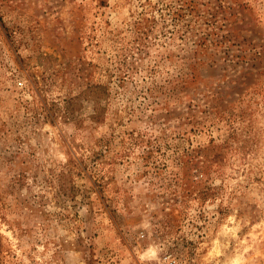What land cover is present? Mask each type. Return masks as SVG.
<instances>
[{
    "label": "rangeland",
    "instance_id": "obj_1",
    "mask_svg": "<svg viewBox=\"0 0 264 264\" xmlns=\"http://www.w3.org/2000/svg\"><path fill=\"white\" fill-rule=\"evenodd\" d=\"M264 264V0H0V264Z\"/></svg>",
    "mask_w": 264,
    "mask_h": 264
},
{
    "label": "built area",
    "instance_id": "obj_2",
    "mask_svg": "<svg viewBox=\"0 0 264 264\" xmlns=\"http://www.w3.org/2000/svg\"><path fill=\"white\" fill-rule=\"evenodd\" d=\"M160 264H181V262L172 253L163 252L160 256Z\"/></svg>",
    "mask_w": 264,
    "mask_h": 264
}]
</instances>
